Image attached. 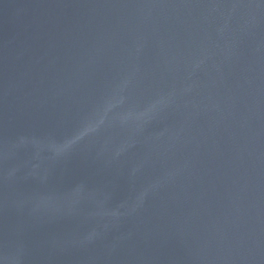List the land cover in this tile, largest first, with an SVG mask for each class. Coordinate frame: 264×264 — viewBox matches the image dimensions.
<instances>
[{"label": "water", "instance_id": "95a60500", "mask_svg": "<svg viewBox=\"0 0 264 264\" xmlns=\"http://www.w3.org/2000/svg\"><path fill=\"white\" fill-rule=\"evenodd\" d=\"M0 264H264V0H0Z\"/></svg>", "mask_w": 264, "mask_h": 264}, {"label": "clouds", "instance_id": "9594fccd", "mask_svg": "<svg viewBox=\"0 0 264 264\" xmlns=\"http://www.w3.org/2000/svg\"><path fill=\"white\" fill-rule=\"evenodd\" d=\"M121 102H122V99L119 101H116V103H121ZM113 107H115V104L110 103L108 105V107L105 109L104 115L101 116L100 119L96 123L89 124V126L84 129V131L81 133V135L83 136V135H87L89 133L95 132L100 127V125H102L104 123V120H105V117L107 116V113L109 111H111ZM143 115L144 114L134 115L133 113L129 112L125 115H122L120 117V120L122 123H126L129 120H139L142 118Z\"/></svg>", "mask_w": 264, "mask_h": 264}]
</instances>
